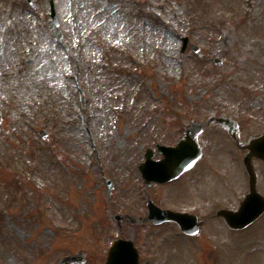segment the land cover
Segmentation results:
<instances>
[{"label":"rangeland","instance_id":"rangeland-1","mask_svg":"<svg viewBox=\"0 0 264 264\" xmlns=\"http://www.w3.org/2000/svg\"><path fill=\"white\" fill-rule=\"evenodd\" d=\"M50 1L0 0V264H99L115 214L125 237L164 243L143 264H195L173 231L125 219L146 216L133 165L204 110L264 131V0H53L59 27ZM172 191L157 201L185 203ZM255 249L237 262L264 264Z\"/></svg>","mask_w":264,"mask_h":264},{"label":"flooded vegetation","instance_id":"flooded-vegetation-1","mask_svg":"<svg viewBox=\"0 0 264 264\" xmlns=\"http://www.w3.org/2000/svg\"><path fill=\"white\" fill-rule=\"evenodd\" d=\"M204 111L207 113L200 114L203 118L189 120L200 122V131L196 136L201 148L200 158L184 173L181 172L182 159H177V167H172V170L177 169V179L165 184L144 185L143 206L146 216L127 214L126 219L133 226L151 224L152 227L161 226L165 229L164 225L156 226L150 221L147 206L149 200L162 208L173 207L179 212L190 213L191 220L186 222V228L191 233L184 232L178 223L168 225L177 231V251L180 246L183 250L177 256L189 254L195 264L199 263L198 256L205 257L209 264H214V261L216 264H227L230 261L232 264H239V252L242 254L264 247V227H259L260 223L264 224V160L250 155L248 148L255 134L246 133L244 119L223 111ZM184 128L182 126L178 130L177 141L183 136ZM247 159L253 164L256 189L251 188V178L245 165ZM139 160L138 171L144 159ZM156 188L155 193L149 190ZM172 190H177V198L185 203L164 206L161 200L157 201L158 191L168 192L173 196ZM182 205L186 207L180 208ZM137 218L139 223L136 224ZM259 230L262 231L261 234L257 233ZM136 232L128 238L133 240L140 256L144 259L147 254L154 256L153 249H158L156 257L160 256L164 243H158L155 241L158 239L149 237L141 238ZM210 242L227 243L224 248L217 250V245L210 248ZM106 252L107 250L104 255ZM88 258L84 252V264H88Z\"/></svg>","mask_w":264,"mask_h":264},{"label":"water","instance_id":"water-1","mask_svg":"<svg viewBox=\"0 0 264 264\" xmlns=\"http://www.w3.org/2000/svg\"><path fill=\"white\" fill-rule=\"evenodd\" d=\"M187 44V39L185 41ZM196 128V124L192 123L185 131V136L179 143L178 147L176 148H167L164 146L158 145V148L160 152L164 153L165 159H167L165 162L162 164H156V166H153L152 170L155 172L154 174L159 175L162 173V167H170L174 164L177 163V159H183L182 165L184 168H189L195 159H198L200 156V149L198 145H196V142L194 139L191 137L192 133L194 132ZM257 147L253 148H260V145L264 143V136L259 138L257 140ZM262 148V147H261ZM264 149V146L263 148ZM255 150V149H254ZM147 159H152L153 153L149 150L148 154L146 155ZM151 214H153V218L155 220L159 221H167V220H172L177 222V213L167 210V211H154L153 208H151ZM161 218V219H160ZM107 264H137V257L135 256H130L127 257V255H116L111 253Z\"/></svg>","mask_w":264,"mask_h":264}]
</instances>
